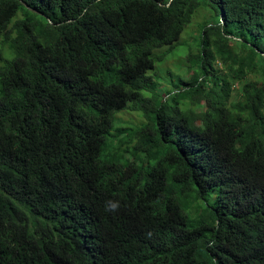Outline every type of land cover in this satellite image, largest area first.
<instances>
[{
    "label": "trees",
    "instance_id": "obj_1",
    "mask_svg": "<svg viewBox=\"0 0 264 264\" xmlns=\"http://www.w3.org/2000/svg\"><path fill=\"white\" fill-rule=\"evenodd\" d=\"M0 46V264H264V0H0Z\"/></svg>",
    "mask_w": 264,
    "mask_h": 264
},
{
    "label": "rangeland",
    "instance_id": "obj_2",
    "mask_svg": "<svg viewBox=\"0 0 264 264\" xmlns=\"http://www.w3.org/2000/svg\"><path fill=\"white\" fill-rule=\"evenodd\" d=\"M205 12L203 11L198 15L197 18H194L192 23L187 27L186 31L181 36L180 44L177 47V50L169 55L167 57V60L165 63L158 67V62L156 64V73L158 72L162 76H166V70H172L173 75L167 78L166 84L173 85L178 84L180 80L183 78L188 80L189 74L187 72V68L190 65V63L193 62V57L196 55L195 53L199 52L200 43L198 41V37L201 32V25L205 22H207V19H205ZM208 23H210V17L208 18ZM233 39L232 42L239 44V41H245L249 46L251 45L252 37L249 35H243L240 33H236L235 35L231 36ZM247 38V39H246ZM3 51L5 55L9 59L14 58L15 55L11 50L6 47L0 46V52ZM193 53V56L190 58L191 54ZM188 62H187V58ZM189 63V64H188ZM217 68H222L221 64H216ZM191 75V74H190ZM161 79V78H160ZM156 82L158 83V75H156ZM165 83V82H164ZM164 84V85H166ZM124 123H131V124H137L143 123L142 116L138 115L135 112L132 111H124L118 116ZM117 124H115V128H117Z\"/></svg>",
    "mask_w": 264,
    "mask_h": 264
},
{
    "label": "water",
    "instance_id": "obj_3",
    "mask_svg": "<svg viewBox=\"0 0 264 264\" xmlns=\"http://www.w3.org/2000/svg\"><path fill=\"white\" fill-rule=\"evenodd\" d=\"M22 4L29 10L33 11V12H37L35 9L31 8L27 3L22 1Z\"/></svg>",
    "mask_w": 264,
    "mask_h": 264
},
{
    "label": "clouds",
    "instance_id": "obj_4",
    "mask_svg": "<svg viewBox=\"0 0 264 264\" xmlns=\"http://www.w3.org/2000/svg\"><path fill=\"white\" fill-rule=\"evenodd\" d=\"M115 208H116V205L113 204V205H112V210H115Z\"/></svg>",
    "mask_w": 264,
    "mask_h": 264
}]
</instances>
